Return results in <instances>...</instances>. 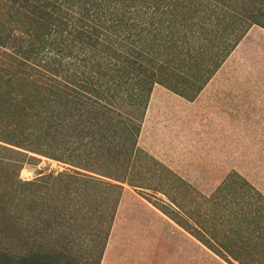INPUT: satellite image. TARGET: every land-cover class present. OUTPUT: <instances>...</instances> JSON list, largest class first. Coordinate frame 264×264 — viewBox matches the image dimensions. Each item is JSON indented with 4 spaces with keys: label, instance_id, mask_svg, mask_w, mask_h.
<instances>
[{
    "label": "trees",
    "instance_id": "trees-1",
    "mask_svg": "<svg viewBox=\"0 0 264 264\" xmlns=\"http://www.w3.org/2000/svg\"><path fill=\"white\" fill-rule=\"evenodd\" d=\"M254 26L264 0H0V264H99L126 187L227 264H264L258 189L232 171L194 213L138 146L154 86L193 101ZM40 157L68 167L19 179ZM35 227H93L94 248L47 252Z\"/></svg>",
    "mask_w": 264,
    "mask_h": 264
},
{
    "label": "rangeland",
    "instance_id": "rangeland-1",
    "mask_svg": "<svg viewBox=\"0 0 264 264\" xmlns=\"http://www.w3.org/2000/svg\"><path fill=\"white\" fill-rule=\"evenodd\" d=\"M252 31L264 37V31L257 26L252 27ZM247 43L241 44L220 67L218 79L238 85L248 86L252 82L264 85V51L259 49L263 59H256L254 40ZM243 90L250 91L251 88ZM258 90L261 93L256 95L257 99L264 102V87ZM218 96L221 97L222 93ZM212 100V95L207 96L206 90L199 98L188 101L163 86L155 85L138 138L141 149L200 193L193 202L194 213L197 203L208 207L202 196H211L232 171L239 173L264 195V119L214 118L208 112V103L211 104ZM255 122L260 125L258 128H254ZM39 159L35 165L24 164L19 179L29 181L38 171H63L68 167L44 157ZM43 228L35 227L38 232L35 244L43 246L47 252L60 245L72 247L76 254H84L81 248H94L95 241L89 234L93 227H63L66 234L73 233L60 240L56 237L63 233L56 227L51 234L44 233ZM209 236L212 237L211 234ZM216 237L219 239L218 234ZM217 238L213 236L216 243ZM95 252L91 251L92 254ZM243 260L250 262L247 257ZM26 264L66 263L40 258ZM99 264L227 263L126 187Z\"/></svg>",
    "mask_w": 264,
    "mask_h": 264
},
{
    "label": "crops",
    "instance_id": "crops-1",
    "mask_svg": "<svg viewBox=\"0 0 264 264\" xmlns=\"http://www.w3.org/2000/svg\"><path fill=\"white\" fill-rule=\"evenodd\" d=\"M252 40H254V50H255L256 59L258 58L263 59V57L259 55V49H261L262 52L264 51V37L252 31V28L247 32V34L240 41V43L230 54V56H232L236 52L237 48L241 47V44L243 43L246 44L248 41H252ZM227 60L225 62H227ZM220 70L221 69H219L216 72V74L212 77V79L207 83V85L198 95L199 98V96H201L204 90H206L207 96L212 95L213 100L211 101L212 102L211 104L210 102L208 103V112L210 114L212 113L214 118L222 117L223 119L227 118L230 120L244 119V120L262 121L264 119V102L257 99L256 95L261 93V91L258 89L264 87V85L262 83H260L262 85H256V82H252L251 85L249 84L247 86L246 84L238 85L237 83L234 82L222 81L217 78ZM248 87L251 88L250 91L243 90V88H248ZM220 88L223 90L218 92L217 90ZM218 93L219 94L222 93V96L219 97ZM255 125L256 126L254 128H258V126H260L259 124H257V122H255ZM257 133H262V132H257ZM257 133L255 132V134Z\"/></svg>",
    "mask_w": 264,
    "mask_h": 264
}]
</instances>
